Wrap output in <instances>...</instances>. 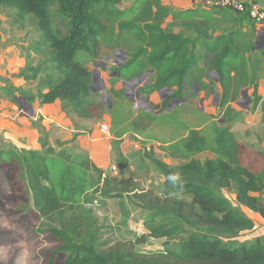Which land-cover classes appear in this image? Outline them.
I'll list each match as a JSON object with an SVG mask.
<instances>
[{
	"label": "trees",
	"instance_id": "16d2710c",
	"mask_svg": "<svg viewBox=\"0 0 264 264\" xmlns=\"http://www.w3.org/2000/svg\"><path fill=\"white\" fill-rule=\"evenodd\" d=\"M119 3L120 0H0V6L13 4L37 19L45 33V44L37 53L47 58V64H55L59 77L46 76L40 81L36 95L41 105L59 101L66 112L71 109V114L89 118L96 108L89 100L93 93L92 74L75 55L91 50L96 58L103 45L114 47L111 49L125 45L131 56L119 70L124 80L153 70L154 87L175 88L174 96L180 99L185 97L186 83H195L199 91L203 89L197 83L202 61L203 68L218 78L219 109H225L229 116L239 85L245 84L253 89L251 111L260 108L264 124V100L258 95L257 83L264 72V48L254 51L258 30L250 15L251 4L256 1H244L242 12L205 5L177 11L161 0H134L121 10ZM56 16L64 33L57 27L53 31L48 28L47 22ZM174 28L179 32L174 33ZM198 49L203 53H198ZM42 66L26 68L36 80L43 73ZM33 99L28 98V103ZM121 110L117 108L111 114L113 128L132 117L131 109ZM201 124L205 125L203 131L190 129L186 138L163 148L183 164L172 166L153 159L164 178L162 195H134L146 213L147 237L176 243L174 249L165 253L105 251L98 241L82 235L74 212L89 196L106 193V179L89 157H75L60 147L64 143L51 144L43 134L38 139V150L23 143L0 147V171L15 168L32 197L40 221L34 234H48L57 243L45 264H54L58 255L62 264H264V237L250 243L236 242L255 227L254 220L242 208L264 221V162L257 171L251 170L246 166L245 146L226 124L208 122L205 117ZM203 152L213 157L203 161L195 158ZM262 157L264 160L263 154ZM224 190L233 193L235 204ZM54 218L57 226L45 228L43 221L50 223ZM144 239L143 236L137 242Z\"/></svg>",
	"mask_w": 264,
	"mask_h": 264
},
{
	"label": "rangeland",
	"instance_id": "374dc122",
	"mask_svg": "<svg viewBox=\"0 0 264 264\" xmlns=\"http://www.w3.org/2000/svg\"><path fill=\"white\" fill-rule=\"evenodd\" d=\"M204 5L203 2L201 6ZM52 10L54 11L53 8ZM53 11L51 12V15L54 14ZM36 20L37 19L33 18L30 14L19 10V8L13 4L0 6V55L7 57L6 62L0 65V84H3L6 90H10L11 97L17 93L16 103L23 111L24 108H27L26 103H28V99L26 96L30 99L34 97L32 102H34L37 97L36 92L40 81L46 76H52L54 79L59 77V72H55L54 70L56 67L55 64H47V58L41 57L37 53V49L42 48L43 44H45V33L37 25ZM48 23L49 27L48 25L47 27L50 30L53 31L54 27H57L61 33H64V30L58 25L59 19L57 16L51 19V21H48L47 24ZM170 23L171 20H168L166 25L169 26ZM177 29L178 28H174L173 31H176ZM258 30H260V28H258ZM113 32H116V30H113ZM8 48H13L15 52L12 51V53H9L8 55L7 53L5 54ZM89 48L92 47L90 46ZM111 48L114 47H106L103 45L96 58H93L91 55V50L78 51L75 55L76 60L91 71L92 77L95 76V81H93L92 84H95V90H99L93 92L92 97L89 100L96 104L94 113H91V115L98 119H102L109 113L108 101L115 99L116 95H123L122 89H114L116 86H121V80L111 77V74L115 72L113 70L117 68V65L111 66L110 61L115 57V61L122 65L125 62L126 57L121 53H118V51L122 50L106 52V49ZM124 48L128 49V46L124 45L121 47V49ZM197 52L200 54L203 53L202 49H198ZM12 56L13 58L11 60ZM8 60H10L9 63H14V60L17 64L20 62L21 64L19 63V65L22 67L17 68V64L14 63V69L11 71L7 69ZM41 65H43V73L34 80L32 78V73L28 71L26 67L28 66L29 68L36 69ZM103 65H106L105 69L102 68ZM199 65L202 66V61ZM206 69L201 71V79L203 75L205 77L206 72L208 74L213 73V71H208ZM22 73H24V75ZM97 73L100 74V78L104 81V88H101L102 83L99 78H96ZM19 78L23 79L25 83L20 89H14L11 82L19 80ZM260 80L264 81V72L257 81L258 86ZM145 83H147V88ZM197 83L203 87L200 81ZM151 85L152 78L147 74H144L141 81L132 82L131 87L133 88H127V91L128 94L136 100L137 90H144L145 97L155 93ZM195 86L196 90H198V86L196 84ZM192 87L193 86L190 85L188 88L185 97L187 104L180 109L179 116L186 118L189 123L197 126L200 122L195 119L193 120L192 116L189 114L197 110H206L204 112H206L214 122L219 125L226 124V126L230 128L235 139L246 148L244 150L246 166L253 171H257L264 162L262 157V154L264 155V124L262 125L261 122L259 123L252 114L254 111H251L253 89L245 84L243 87L239 85L240 88L238 89L237 99L230 104L232 112L228 116L225 109H219L218 104L220 100V92L216 89V84L213 79L207 82L202 104L200 103L202 100V94L196 97ZM210 87L214 89L213 94H210ZM246 88H248V98H250L248 110L247 108L239 107V105L247 106V100L241 95V92ZM162 93L164 95L167 91H163ZM155 97L157 101V96L155 95ZM216 97H218V103L214 104L213 102ZM23 98H26L25 102ZM153 102L142 104V107H138L137 109H134V105L132 106L134 111L143 110L145 113H153L162 109L161 104H155ZM99 108L101 109V112L98 111ZM149 109H152V112H148L147 110ZM70 111L67 110V112ZM230 118L231 121L226 122V120H230ZM103 124L106 123L102 122L100 127ZM36 127L39 130V137L42 134V136L46 135L51 144L55 141H58L61 144L64 143V146H62V144L60 147L67 149L75 157H88V154L82 149V146L79 145V143L74 145L71 144L76 140L75 135H73L72 139L67 141H54V139L51 138H56L58 134L57 132L56 134L52 133L50 137V132L45 131L41 125H36ZM146 129L147 128H145L144 131ZM161 129L163 128L152 130V136L163 140H169L173 137L174 132L169 128ZM128 140L137 144L140 143V145L143 146L141 141L139 142L134 138L129 137ZM7 143L12 144L1 137L0 147H6L5 144ZM25 146L30 147L26 144ZM154 147L152 145H146L144 147V153L146 154L145 157L150 162L151 168H153L155 172H149L147 174L148 176L146 175V178H143L142 175L137 182H133L132 180L124 178L112 177L110 174L111 171L108 167L105 169L108 171L106 174V193H97L96 195L89 196L87 201H84V203L74 212L76 221L82 229V235L89 240L98 241L102 250L109 251L117 249L120 253L130 252L137 254H152L165 253L176 247V243L173 241L165 243L164 239L157 240L147 237L148 230L144 225L146 213L139 207L138 201L134 197L135 194L140 192H147V194L152 192L155 196L162 195L163 183L160 179L161 174L153 164V159L160 160L172 166L183 164V161L179 160L176 155L171 154L164 157V155L158 153L156 149L154 150ZM57 148L58 147H55V150H57ZM196 158L203 161L204 159L212 158V155L204 152L197 155ZM132 190H134L133 193L124 194L125 191ZM223 193L233 204H235L232 192L224 190ZM113 196L120 197L114 198ZM262 197L264 199V194ZM185 200L189 201L188 198H185ZM111 203H114V205ZM43 223H46L45 228H49L52 225L57 226V220L55 218L51 220L50 223H47V221H43ZM38 225H40V221L33 206L32 197L27 193L17 171L13 167L2 169L0 171V264L46 263L50 253L57 247V243L48 234H34V230ZM259 231L261 237H264V230L260 229ZM246 235L247 237L244 235L245 238H248V240L245 241L246 243H250L255 239L249 234ZM143 236L145 237L144 241L138 243L137 240ZM241 238L242 237L239 236L236 239V242H241ZM54 264H62V257L59 255L56 256Z\"/></svg>",
	"mask_w": 264,
	"mask_h": 264
},
{
	"label": "crops",
	"instance_id": "0c3cea01",
	"mask_svg": "<svg viewBox=\"0 0 264 264\" xmlns=\"http://www.w3.org/2000/svg\"><path fill=\"white\" fill-rule=\"evenodd\" d=\"M134 0H120L118 5L119 9L128 8ZM205 0H161V3L165 6H169L174 10H187L193 8L197 5L203 4ZM248 2H254L257 4L263 11H264V0H245ZM170 20V19H168ZM167 20V21H168ZM259 27H257L258 30ZM245 31V30H244ZM174 33H178L179 29L173 31ZM258 38V36H257ZM106 52H112L117 50L125 51L126 60H128L129 56H131V51L124 48V49H106ZM15 52L13 48H8L5 54ZM203 51V50H202ZM15 54V53H14ZM13 54V55H14ZM6 58L4 55H0V65L6 62ZM13 56L11 57L12 60ZM10 60L7 61L8 67L7 69L13 71V65L16 63H9ZM115 61V57L110 61L111 66L117 65L113 62ZM20 62L17 64V68H21L22 66L19 65ZM125 63V62H124ZM123 63V64H124ZM21 64V63H20ZM25 65V63H24ZM122 66V65H121ZM121 66L117 65V68L114 69L113 74L111 77H115L121 80V86H116L114 89H122L123 95H116L115 99L112 101H108L109 105V113L104 116L102 119L95 118L93 115H90L89 118H82L78 117L70 112H66L63 110V105L59 101H55L52 104L41 105L36 97L34 102L30 103L31 110L25 113L22 108H20L16 103V94L15 93L11 97L10 90H6L5 86L0 84V139L3 137L7 141L11 142L12 144H18L19 142H23L26 145L30 146L33 150H38L39 144V130L36 125H41L45 131L50 132V137L53 134H57L56 138H51L60 141H67L72 139L73 135L76 136V140L71 144L74 145L79 143L82 146V149L88 154L90 161L102 171V177L106 179V174L109 167L111 171L112 177H119L128 180H132L133 182H137L140 177L143 175V178H146V175L150 172H155L153 168L150 166V162L145 157L146 154L144 153V147L146 145H152L154 150L160 154H163L164 157H167L169 153L163 150L164 147L169 146L170 144L182 140L188 136V132L190 129L203 131L205 125L201 124L202 118L205 117L208 122L214 121L210 118V116L204 112L206 110H197L195 112H191L189 115L192 116L193 120H197L200 122L199 125L194 126L193 124L189 123L186 118H182L179 116V111L182 107H184L187 103L186 94L188 92V88L190 87L189 84H185V97L183 98H176L174 95L175 88L173 89H157L154 87V71L153 70H145L142 75L147 74L150 78H152V87L155 93H152L149 96L144 95V90H137V97L138 98H148L147 104L149 102H153L155 104H161L162 109H159L153 113H145L143 110L134 111L133 109V102L130 99V95L128 94L127 88L124 86L123 78L117 77L116 73H119ZM204 63L202 62V66L199 65L198 72L204 70L203 68ZM203 68V69H202ZM206 69V68H205ZM110 74V72H109ZM141 75V76H142ZM140 76V77H141ZM212 73L208 74L206 72L205 77L203 75L202 79L200 78L197 82H201L203 89L201 91L195 89V83H192L191 86L192 90L196 97L202 94V100H204L205 96V89L208 81L211 79L214 80L216 84V89L219 90L217 85V81H215V76ZM135 77V78H140ZM133 78V79H135ZM132 79V80H133ZM101 82V80H100ZM25 81L21 78L19 80H15L11 82L14 89H20L21 86ZM101 88H104V81L101 82ZM258 86V95L264 100V81L260 80ZM95 85V84H94ZM146 88L147 83H145ZM24 88V87H23ZM211 88V87H210ZM209 88V91H210ZM103 90V89H102ZM105 91V90H104ZM163 91H167L163 95ZM198 92V94H196ZM214 92V89H213ZM213 92L210 94H213ZM220 92V90H219ZM11 99H10V97ZM28 99L29 97L26 96ZM32 98V97H31ZM185 100L184 103L178 105L177 107L167 109L169 105H171L172 101L177 100ZM215 101V99H214ZM119 103L122 105L121 107H116L115 105ZM214 103V102H213ZM121 108V112L124 110L131 109L132 117L130 120L125 121L123 124H115L114 128L112 126V118L111 114L116 112ZM150 110V109H149ZM148 112H152V109ZM101 112V109H98ZM120 113V112H117ZM254 118H256L259 123L261 122L262 113L261 109L257 108V110L252 113ZM147 115H152V117H148ZM163 122H160L162 121ZM104 122L109 127L108 133H103L100 131V124ZM258 123V122H256ZM114 124V123H113ZM131 125V127H129ZM183 125V126H182ZM113 128V129H112ZM124 128V131L122 129ZM147 128L145 131L144 129ZM158 128H169L171 131L174 132V135L169 140L157 139L155 136H152V130H156ZM161 129V130H163ZM113 130V131H111ZM123 132L119 134L120 132ZM134 138L137 141H141L140 143H135L128 138ZM70 144V145H71ZM69 145V146H70ZM204 153V152H203ZM209 153V152H206ZM211 154V153H209ZM199 155V154H198ZM212 155V154H211ZM213 157V155H212ZM196 158V157H195ZM197 159V158H196ZM205 160V159H204ZM148 176V175H147ZM161 182L163 183L164 178L160 175ZM114 205V203H111ZM242 211L255 222V227L252 231L244 232L241 235V242H245L248 240L246 234L253 236L254 238L261 237L260 229L264 230V221L260 218L259 215L254 214L248 211L245 208H242ZM252 234V235H251ZM245 235V236H244Z\"/></svg>",
	"mask_w": 264,
	"mask_h": 264
},
{
	"label": "water",
	"instance_id": "95a60500",
	"mask_svg": "<svg viewBox=\"0 0 264 264\" xmlns=\"http://www.w3.org/2000/svg\"><path fill=\"white\" fill-rule=\"evenodd\" d=\"M257 36H258V38H257V42L255 43V46H254V51H259V50H262L264 48V27L262 29L258 30ZM118 53H121L122 55H125V51H123V50L122 51H118ZM262 58H263V62H264V52H262ZM113 63L114 64H117L118 66H121V64H119V62H117V61H114ZM105 66L106 65H103L102 68L105 69ZM212 74L215 76V81H218V78L216 77V74L214 72ZM116 75H117V77H119V73L118 72L116 73ZM142 77H143V75L140 78L133 79L132 81H124L123 84H124V86L126 88L132 89L133 88V87H131L132 82H134V81L140 82L141 79H142ZM96 78H99V80H101V82H102V79L100 78V74L99 73H97ZM92 80L95 81V76L92 77ZM195 89H196V86H195ZM91 90H92V92H96L99 89H96L95 90L94 89V83H93L92 86H91ZM210 91H211V93L213 92V88L212 87L210 88ZM196 94H198V92ZM241 95H242L243 98H245L247 100V106L245 107V106L239 105V107L240 108H247V110H248L249 109V104H250V98H248V89L247 88L244 89L241 92ZM129 97L132 100V102H134L135 99H133V97L131 95ZM23 100L25 102L26 101V98H23ZM136 100H138L142 104H147L148 98H138V97H136ZM184 102H185L184 99L183 100L172 101L171 102V105H169L167 109L174 108V107H176V106H178V105H180V104H182ZM202 102H203V100H201L200 103L202 104ZM217 103H218V97H216L215 98V101H214V104H217ZM26 105L29 107V110H31L30 103H26ZM28 107L27 108H24V112L25 113L28 112Z\"/></svg>",
	"mask_w": 264,
	"mask_h": 264
},
{
	"label": "built area",
	"instance_id": "2783aa9c",
	"mask_svg": "<svg viewBox=\"0 0 264 264\" xmlns=\"http://www.w3.org/2000/svg\"><path fill=\"white\" fill-rule=\"evenodd\" d=\"M244 1L245 0H205L204 4L206 8L230 9L235 12H242L244 10ZM250 15L255 18L257 27L262 29L264 27V11L257 4H251ZM133 105L134 109L142 107V103L138 100H135ZM100 131L108 133V125H101Z\"/></svg>",
	"mask_w": 264,
	"mask_h": 264
},
{
	"label": "clouds",
	"instance_id": "9594fccd",
	"mask_svg": "<svg viewBox=\"0 0 264 264\" xmlns=\"http://www.w3.org/2000/svg\"><path fill=\"white\" fill-rule=\"evenodd\" d=\"M173 179H175V177H173Z\"/></svg>",
	"mask_w": 264,
	"mask_h": 264
},
{
	"label": "flooded vegetation",
	"instance_id": "af4514ba",
	"mask_svg": "<svg viewBox=\"0 0 264 264\" xmlns=\"http://www.w3.org/2000/svg\"><path fill=\"white\" fill-rule=\"evenodd\" d=\"M177 107V106H176ZM174 109H175V107H174Z\"/></svg>",
	"mask_w": 264,
	"mask_h": 264
}]
</instances>
